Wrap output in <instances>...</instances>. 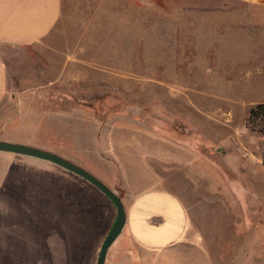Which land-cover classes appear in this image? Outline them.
Instances as JSON below:
<instances>
[{
	"label": "rangeland",
	"instance_id": "rangeland-1",
	"mask_svg": "<svg viewBox=\"0 0 264 264\" xmlns=\"http://www.w3.org/2000/svg\"><path fill=\"white\" fill-rule=\"evenodd\" d=\"M260 16L234 0H62L41 43L0 45L11 89L54 83L22 111L0 109V131L96 176L109 125L139 121L195 147L252 208L264 201V120L248 118L264 104ZM67 111L69 134L60 124ZM81 185L90 186L50 162L0 152V264H95L100 231L84 238Z\"/></svg>",
	"mask_w": 264,
	"mask_h": 264
},
{
	"label": "crops",
	"instance_id": "crops-1",
	"mask_svg": "<svg viewBox=\"0 0 264 264\" xmlns=\"http://www.w3.org/2000/svg\"><path fill=\"white\" fill-rule=\"evenodd\" d=\"M234 1L260 13L255 34L264 38V0ZM61 13L62 0H0V45L20 50L41 43ZM35 77L47 78V73L39 70ZM9 80L0 53L2 111H22L27 100L43 98L54 85L52 80L11 89ZM69 118L68 111L62 113L63 133L69 134ZM138 122L109 125L97 154L100 164L92 170L121 199L126 214L105 264H264V201L243 208L240 194L227 189L230 176L214 174L212 161L200 157L195 147L155 134ZM2 133L0 141L15 142ZM240 163L245 166L243 160ZM244 177L245 173L236 174L238 182ZM90 186L81 185L85 200L79 205L80 212L90 209L85 212L91 225L85 218L90 228L84 229V238L98 228V247L117 212L108 198ZM218 220L222 226L215 232L212 221Z\"/></svg>",
	"mask_w": 264,
	"mask_h": 264
},
{
	"label": "water",
	"instance_id": "water-1",
	"mask_svg": "<svg viewBox=\"0 0 264 264\" xmlns=\"http://www.w3.org/2000/svg\"><path fill=\"white\" fill-rule=\"evenodd\" d=\"M0 152L27 156L38 160L50 162L84 179L85 181L93 185L95 188H97L106 198L109 199V201L114 205L116 209L117 216L113 227L108 232L100 246L98 257L95 263L105 264L108 250L120 236L126 221L125 209L121 199L107 185H105L102 181L97 179L87 170L55 153L42 150L36 147L26 146L22 144H13L4 141H0Z\"/></svg>",
	"mask_w": 264,
	"mask_h": 264
},
{
	"label": "trees",
	"instance_id": "trees-1",
	"mask_svg": "<svg viewBox=\"0 0 264 264\" xmlns=\"http://www.w3.org/2000/svg\"><path fill=\"white\" fill-rule=\"evenodd\" d=\"M249 120L251 119H262L264 120V104H256L254 107H252L249 111ZM258 153L262 162V165H264V142L259 141L258 142Z\"/></svg>",
	"mask_w": 264,
	"mask_h": 264
}]
</instances>
